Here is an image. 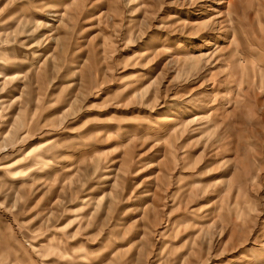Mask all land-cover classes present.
<instances>
[{"label":"rangeland","instance_id":"1","mask_svg":"<svg viewBox=\"0 0 264 264\" xmlns=\"http://www.w3.org/2000/svg\"><path fill=\"white\" fill-rule=\"evenodd\" d=\"M0 264H264V0H0Z\"/></svg>","mask_w":264,"mask_h":264},{"label":"bare ground","instance_id":"2","mask_svg":"<svg viewBox=\"0 0 264 264\" xmlns=\"http://www.w3.org/2000/svg\"><path fill=\"white\" fill-rule=\"evenodd\" d=\"M221 1V0H220ZM224 5V4H223ZM216 45V44H215ZM218 46V45H217Z\"/></svg>","mask_w":264,"mask_h":264}]
</instances>
